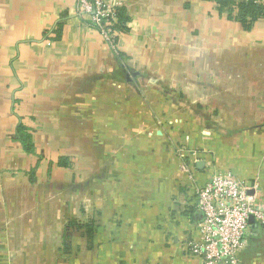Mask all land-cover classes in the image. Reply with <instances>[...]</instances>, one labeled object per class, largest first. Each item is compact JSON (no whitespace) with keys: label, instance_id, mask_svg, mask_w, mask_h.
<instances>
[{"label":"crops","instance_id":"crops-1","mask_svg":"<svg viewBox=\"0 0 264 264\" xmlns=\"http://www.w3.org/2000/svg\"><path fill=\"white\" fill-rule=\"evenodd\" d=\"M121 1L113 50L71 0H0V264H200L194 183L264 203V19ZM240 260L264 264L254 220Z\"/></svg>","mask_w":264,"mask_h":264},{"label":"built area","instance_id":"built-area-1","mask_svg":"<svg viewBox=\"0 0 264 264\" xmlns=\"http://www.w3.org/2000/svg\"><path fill=\"white\" fill-rule=\"evenodd\" d=\"M97 27L115 50V32L108 27L121 0H71ZM104 19H108L107 21ZM191 175V165L185 167ZM195 208L200 215L198 238L187 247L200 264H241L247 243L249 218L264 228V203L248 193V185L230 171H214L203 184H193Z\"/></svg>","mask_w":264,"mask_h":264},{"label":"trees","instance_id":"trees-1","mask_svg":"<svg viewBox=\"0 0 264 264\" xmlns=\"http://www.w3.org/2000/svg\"><path fill=\"white\" fill-rule=\"evenodd\" d=\"M216 4L219 13H224L226 18L239 22L245 30H250L253 23L258 20L264 19V0H213ZM115 20L111 21L108 26L111 31L118 33L120 31H125L127 29V24L130 17L127 13L125 6H118L114 11ZM106 19H104L105 21ZM108 20V19H107ZM106 20V21H107ZM117 36H114V41H116ZM19 138L21 143L25 145L27 149L29 144L27 143L26 132L24 128H19ZM23 136V137H22ZM22 137V138H21ZM72 225H75L72 222ZM77 226V224H76ZM79 228L87 229V233L90 236V224H79Z\"/></svg>","mask_w":264,"mask_h":264},{"label":"water","instance_id":"water-1","mask_svg":"<svg viewBox=\"0 0 264 264\" xmlns=\"http://www.w3.org/2000/svg\"><path fill=\"white\" fill-rule=\"evenodd\" d=\"M203 164H202V162H199L198 164H197V166L199 167V166H202ZM251 220H253L252 218H249V221H251Z\"/></svg>","mask_w":264,"mask_h":264}]
</instances>
